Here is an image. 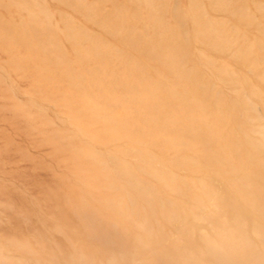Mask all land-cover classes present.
Returning a JSON list of instances; mask_svg holds the SVG:
<instances>
[{
    "label": "rangeland",
    "instance_id": "374dc122",
    "mask_svg": "<svg viewBox=\"0 0 264 264\" xmlns=\"http://www.w3.org/2000/svg\"><path fill=\"white\" fill-rule=\"evenodd\" d=\"M0 264H264V0H0Z\"/></svg>",
    "mask_w": 264,
    "mask_h": 264
}]
</instances>
